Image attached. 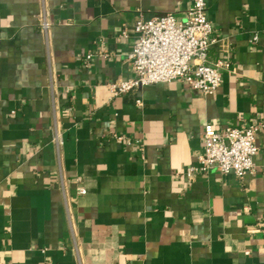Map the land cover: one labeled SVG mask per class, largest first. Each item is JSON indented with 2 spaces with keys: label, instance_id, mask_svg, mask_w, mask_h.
Returning <instances> with one entry per match:
<instances>
[{
  "label": "crops",
  "instance_id": "crops-1",
  "mask_svg": "<svg viewBox=\"0 0 264 264\" xmlns=\"http://www.w3.org/2000/svg\"><path fill=\"white\" fill-rule=\"evenodd\" d=\"M191 7L0 0V264H264V0H209L213 95L109 88L133 77L141 16ZM206 124L259 128L253 174L189 175Z\"/></svg>",
  "mask_w": 264,
  "mask_h": 264
},
{
  "label": "built area",
  "instance_id": "built-area-1",
  "mask_svg": "<svg viewBox=\"0 0 264 264\" xmlns=\"http://www.w3.org/2000/svg\"><path fill=\"white\" fill-rule=\"evenodd\" d=\"M209 0H192L185 21L168 14L144 19L136 24L137 39L130 60L133 77L109 85L112 97L117 98L139 89L157 84L181 82L207 97L213 95L222 84V73L228 65H211L208 61L211 47L215 44L214 27L208 20L206 11ZM41 27L48 31L46 17H41ZM257 36L252 38L255 44ZM93 55H88V66ZM141 106L142 101L137 100ZM259 128H227L216 130L211 124L204 126V153L197 165L188 173L208 174L218 171L222 174L234 173L242 179L255 172L254 160L259 152L257 136ZM57 145L62 143L57 137ZM85 189L80 193L85 194Z\"/></svg>",
  "mask_w": 264,
  "mask_h": 264
}]
</instances>
